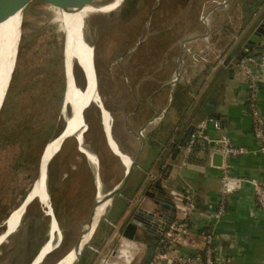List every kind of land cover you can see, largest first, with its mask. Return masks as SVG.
Here are the masks:
<instances>
[{
  "label": "rangeland",
  "instance_id": "rangeland-1",
  "mask_svg": "<svg viewBox=\"0 0 264 264\" xmlns=\"http://www.w3.org/2000/svg\"><path fill=\"white\" fill-rule=\"evenodd\" d=\"M122 1L89 4L93 10L84 18V37L94 51L98 92L110 110L113 137L121 152L134 159L136 149L133 155L128 154V141L121 137L124 117L135 109L137 97L145 102L152 92L171 87L181 64L180 60L178 65L179 41L209 31V6L224 5L227 0H136L130 9L127 0ZM62 3L63 0L32 1L23 10L16 66L0 111V234L20 208L39 168L41 175L44 157L39 168L38 162L43 146L62 133L69 115V107L64 105L68 69L65 72L62 55L63 30L67 32ZM181 45L184 50V42ZM187 49L190 66L198 60L210 65L220 57L215 58L218 52L214 50L210 59ZM74 69L77 85L83 89L87 85L84 70L76 65ZM84 119L87 128L82 148L94 156L97 164L92 165L86 153L78 151L75 137L66 141L52 160L47 192L51 213L55 217L54 205L60 217V235L41 264H56L71 252L88 221L97 192L108 193L124 177L125 165L110 152L102 115L94 104L86 109ZM133 172H138L137 166ZM97 173L99 189L95 182ZM135 179L136 174L124 188H128L130 197H114L86 245L89 264H127L119 256L122 246L129 242L133 251L129 252L128 264H143L148 238L139 235L129 241L122 236L125 224L136 213V203L131 199L137 198L130 184ZM158 179L162 183L163 178L150 175L142 195ZM152 188L149 190L155 192ZM127 209L126 215L112 222L111 218ZM46 211L38 200L33 202L17 231L0 245V264H33L48 241L51 217Z\"/></svg>",
  "mask_w": 264,
  "mask_h": 264
},
{
  "label": "crops",
  "instance_id": "crops-1",
  "mask_svg": "<svg viewBox=\"0 0 264 264\" xmlns=\"http://www.w3.org/2000/svg\"><path fill=\"white\" fill-rule=\"evenodd\" d=\"M232 10L234 11L233 0H227L226 4L220 6L211 4L206 13L209 31L179 41V49L180 44L184 42V50L177 84L163 88L151 99L149 96L145 102L137 97L135 109L130 110L124 117L122 128L124 131L121 137L128 141L125 144L129 149L127 153L133 155V149H136L137 154L140 145L137 132L146 121L152 119L154 110L158 111L157 117L142 131L145 146L139 157L138 172L132 174V176L136 174V179L130 183L137 198L131 199L136 203L134 205L136 213L133 215L139 214L140 209L152 213L154 209L159 208L152 199L141 193L145 184L150 182L148 180L150 175L160 176L156 172L159 166L168 167L161 183L163 189L172 186L182 191H195L198 207L205 220L215 211L221 190L220 171L213 166L209 153L199 152L186 166L179 163L178 148L174 157L171 154L173 143L181 145L188 132L203 119L212 118L221 123L219 130L209 128L211 137L229 138L237 147L244 150L245 154L231 160L233 176L255 179L264 177V157L255 153L257 143L253 138L251 122L247 115L246 86L235 61L255 27L253 23L258 24L264 18V2L248 19L231 46L222 53L214 54L215 58L220 55L218 61L213 62V65H208L202 60H198L193 66L188 64L190 53L187 52V48L199 56L211 57L215 51L212 49V39L219 36L222 29L233 21L234 15L230 13ZM204 33H207V36ZM263 45L264 33L260 35L258 44H254L252 50L256 51ZM166 52H170V49ZM228 57L230 59L225 64ZM122 73L124 74V71ZM260 73L259 99L264 115V69ZM177 86L186 88L187 92L181 102L174 104L173 96ZM160 210L170 215L169 211ZM127 212L128 209L123 215ZM165 219L169 218L164 216L159 221ZM204 219L192 221L191 239L199 240L202 230L206 229L202 224ZM216 231L229 236V240H222L221 243L220 255L225 264H264V213L258 209L251 187L245 186L227 199L225 215ZM152 239L153 237L151 241Z\"/></svg>",
  "mask_w": 264,
  "mask_h": 264
},
{
  "label": "built area",
  "instance_id": "built-area-1",
  "mask_svg": "<svg viewBox=\"0 0 264 264\" xmlns=\"http://www.w3.org/2000/svg\"><path fill=\"white\" fill-rule=\"evenodd\" d=\"M237 69L243 75L246 86L247 115L251 122L253 138L257 143L258 153L264 156V115L260 107L261 70L264 69V45L257 52L246 53L240 57ZM221 128L219 120L208 118L201 120L189 133L186 141L178 147V159L182 166L199 152H208L210 157L221 156L220 196L215 211L210 217L203 216L198 207L197 194L192 190H179L175 187L163 189L165 198L171 203L175 213L172 219H165L159 228V239L155 251H158L148 264H225L220 251L222 240H229L228 235L217 233V226L226 212L227 199L241 191L245 186L252 189L258 209L264 213V177L262 179L241 178L232 175L231 160L245 154L229 138H213L209 128ZM204 219L203 231L199 240L191 239V225L194 219ZM155 253V252H154Z\"/></svg>",
  "mask_w": 264,
  "mask_h": 264
},
{
  "label": "water",
  "instance_id": "water-1",
  "mask_svg": "<svg viewBox=\"0 0 264 264\" xmlns=\"http://www.w3.org/2000/svg\"><path fill=\"white\" fill-rule=\"evenodd\" d=\"M32 1H41V2H44V3H48L50 0H0V22L4 21L9 16H11V15L17 13V12H20L21 15L23 16V10ZM96 1H99V0H70V1H68L65 4L64 11H66V12H78V11L82 10L85 6H87L89 4H93ZM97 12H102V11H97ZM253 25L255 27H254L252 33L250 34L246 44H244L243 49L236 56V59H235L236 62H238L240 57L244 56L248 51H250L253 48L254 44H256V43L258 44L260 35L262 33H264V18H262L261 22H259L258 24H257V22H255V23H253ZM21 32H22V21H21V24H20L19 42L17 44V48H16V51L14 53V57L11 58V61L9 60V64H8V67L10 68L9 69L10 71H9L8 80H7L6 86H5V93H4V96H3V99H2V106H3V103L5 101V98H6V95H7V92H8L12 77H13V73H14V70H15L17 54H18V49H19V43H20V38H21ZM70 44L71 43L68 42V34H67L66 30H63L62 55H63L64 70H65V72L67 71V69L70 70V74H71V77H72V84H73L74 89L81 91L82 89H80L78 87L76 79H75V69L74 68H75V65H77V61H78V65L80 66V61H82V59L79 58L78 56H76L77 58L73 57V54L76 53V52L74 50V47L71 46ZM182 54H183V47L181 45L180 46V53H179V56H178V65H179V62H180V60L182 58ZM229 59H230V57H228L225 60V64H226V62L229 61ZM79 68H81V67H79ZM91 72H92L93 77H94V86H93L94 91L93 92L96 93V96H97V99H98V105H96L95 103H93V104L98 108L100 115H102L103 111H105L108 114H110V110L105 107L104 102L101 100L102 98L101 99L99 98L101 96H99L100 94L98 92V85H97V81H96L97 73H96V68H95V66L93 64V61L91 62ZM64 76H66V75H64ZM178 80H179V71H178V66H177L176 71H175V80L172 81V83H170L169 85L174 86L175 83L178 82ZM163 88L164 87H161L158 90H156L155 92H153L150 95L149 99H151L154 95L159 93ZM83 89L85 90V87ZM68 93H69L68 86L65 84L64 98H65L66 94H68ZM85 102H86L85 100L82 103H80V102L79 103H75V102L71 101L69 106H68L69 110H71V115L72 116L80 115L81 119L83 120L84 119V113H85L86 109L91 105V102H89V101L87 103H85ZM154 112H155V114L152 117V119L146 121L145 124L143 125V127H141V129L137 132L136 136H137V139H138L140 145H139L138 152H137L136 156L134 157V159H131L128 155H126V154L121 152V150H120V148H119V146L116 143L114 138L112 140V142L114 144V148L111 147L108 144V140L106 138L107 146H108L110 152L113 154V156L118 158L120 160L121 164H123V165H125V162L122 160V157H126V159L129 161V165H128V167H125L126 169L124 171V177L120 181V183L117 184L111 191H109L108 193L104 194L105 197H104V201L103 202L109 201L110 204H111V202L114 199V197L116 195L120 194L124 190V188L126 187L128 181L130 180V178H131V176L133 174V170H134L135 166L138 165L139 157H140V155H141V153H142V151L144 149V146H145V139H144V137L142 135V131H143V129L145 128V126L148 123H150L151 121H153L157 117L158 111L154 110ZM85 125H86V123H85ZM86 128H87V125H86ZM66 129H67V125H65V128L63 129L62 133L58 137L62 136V134L65 132ZM72 138H74L73 135L72 136H68V137H64L62 139L57 152L54 153L46 161V165H45L46 173H48V169H49V166H50L52 160L59 154V152L63 148V146L66 143V141H68V140H70ZM74 139L77 142L78 151L81 153L82 147L80 146L77 137H75ZM46 147H47V145L45 146L44 150L42 151V154L40 155L39 162H38V168L41 167V163H42V160H43V157H44V154H45ZM221 161H222V158L218 154H216V155H214L212 157V164L215 167H220L221 166ZM40 171H41V168L37 169V176H36V178L34 180L35 182L33 181L29 191L27 192L26 196L24 197V199L20 203V207H23V215L20 218V224H21V221H22L24 215L26 214L27 210L29 209V207L33 204L34 201H36L35 198H32V197L30 198L29 195L34 190L37 177H40ZM38 172H39V176H38ZM95 180H97L96 181L97 182L96 187L98 189V187H99V182H98L99 175H98V173L96 174V179ZM152 186H153L155 192H151L149 190ZM152 186H149V185L147 186V188L144 191V196L149 198V199H152L154 204L157 207H159V208L154 209V211L152 213H148V212L143 211L142 209H140L139 210V214L140 215L139 216L138 215L132 216V218H133V219L131 218L132 221L130 220L129 222H127L125 224V226H124L123 231H122V236L124 238H126L127 240H129V241L135 240L137 232L138 233H142V234H147L150 237H153V239H152V241L150 243V246H149L148 254H147L148 258H150L153 255L154 249L156 247V243H157V241L159 239V236H158L159 235V228L161 226V222L159 220H160V218H162L164 216L168 217V215H166L165 213H162L160 209H164V210H167V211L170 212V215L168 217L169 219H172L173 218V214L175 213V210L171 206V203H169L168 201H166V199H164L162 197V196L165 195V193H164L163 188L161 186V179H158L157 181H155L152 184ZM98 193H99V191L97 192V195H98ZM96 204L97 203L95 201L94 205H93V208L91 210L90 216L88 218V221L86 222V224L84 225L83 229L81 230L80 235H79L75 245L72 248L74 253H76V259H75L73 264H79V262H80V260L82 258L84 249L86 248V245L88 244L87 243L84 247H81V240H82V236L87 233L88 229L92 225L93 218H94L93 209L96 206ZM50 210H51V207H50ZM51 219L54 220L57 223V221L55 220V217L53 216V214H52V218ZM85 227H86V229H85ZM6 232H7V227H5L4 231L2 232V234H0V236L1 235H6L5 237L7 239L8 237H10L12 235V234L11 235L6 234ZM50 253L51 252L46 253L45 255H43L42 258L39 260V262L37 264H41ZM33 262H34V260L32 261V263ZM144 264H148V260H145Z\"/></svg>",
  "mask_w": 264,
  "mask_h": 264
},
{
  "label": "bare ground",
  "instance_id": "bare-ground-1",
  "mask_svg": "<svg viewBox=\"0 0 264 264\" xmlns=\"http://www.w3.org/2000/svg\"><path fill=\"white\" fill-rule=\"evenodd\" d=\"M70 0H63L62 8L64 17L67 24V34H68V42H70L71 46L74 47L76 53L73 54L74 58L82 59L80 61V66L84 70V74L86 77L87 85L85 90L82 89L81 91L75 90L72 84V77L70 74V70L68 69V91L69 93L66 94L64 105L69 106L70 102L73 101L75 103H82L84 100L87 103L88 101L91 102V105L95 103L98 105V99L96 93L94 91V77L91 72V62L93 61L94 64V51L90 48L85 40L84 37V18L88 15L93 8H90L89 5L85 6L82 10L78 12H66L64 11L65 4ZM122 1V0H116ZM113 4V3H112ZM22 21V15L20 12H17L11 16H9L4 21L0 22V110L2 108V99L5 93V86L8 80L9 74V60L14 57V53L17 48V44L19 42L20 36V24ZM76 65V66H77ZM96 64H94L95 66ZM97 78V77H96ZM98 85V78L96 79ZM100 96V95H99ZM101 99V97H99ZM102 100V99H101ZM94 101V102H93ZM86 106V105H85ZM89 108V107H88ZM65 110V109H64ZM64 115V114H63ZM65 119V118H64ZM102 119H103V128L108 140V144L114 148L113 140V132L112 131V118L111 114L107 112H102ZM64 123L67 125V129L60 137H56L50 141L49 145L46 148L44 154V160L42 165V172L39 177L38 182H36L34 190L31 192L29 197L35 198L39 201V203L44 207L46 214L52 218V213L50 210V199L47 192V173L45 170L46 161L57 152L60 143L64 137L72 136L77 137L80 146L82 147L83 142V135L86 131L85 119H81V116H72L71 110H69V115L64 120ZM78 135V136H77ZM82 152L86 153L88 161L96 166V160L93 155L88 153L85 149H81ZM122 160L125 162V167H128L129 161L126 157H122ZM126 169V168H125ZM97 180H95L96 182ZM99 182V180H98ZM97 184V182H96ZM100 187V182H99ZM98 187V189H99ZM104 194L98 193L95 201L96 206L94 207V218L91 227L88 229L87 233L82 236L81 240V247H84L91 239L94 231L96 230L101 218L105 214L107 208L110 205V202H103L104 201ZM53 212V211H52ZM23 215V207H20L17 211H15L11 217L9 218L6 227L7 232L6 234H13L18 228L20 224V218ZM22 222V221H21ZM86 229V227H85ZM62 233V232H61ZM60 231L57 226V223L51 219V225L48 231V241L45 243L43 249H41L40 255L37 259L33 262V264H37L39 260L42 258L43 255L49 253L53 250V244L56 239L59 240ZM6 235H2L0 237V245L6 240ZM60 243V242H59ZM129 243H125L120 250V256L123 259H126V263H129V252L132 250V245ZM58 246V245H57ZM133 251V250H132ZM131 251V252H132ZM76 259V253L71 250L62 260H59L56 264H73Z\"/></svg>",
  "mask_w": 264,
  "mask_h": 264
},
{
  "label": "trees",
  "instance_id": "trees-1",
  "mask_svg": "<svg viewBox=\"0 0 264 264\" xmlns=\"http://www.w3.org/2000/svg\"><path fill=\"white\" fill-rule=\"evenodd\" d=\"M263 2H264V0H233V9H234L233 21L230 24L226 25L222 29L221 34L219 36H215L212 39V42H211L212 48L215 51L220 52V53L224 52L227 48H229L231 46V44L234 42L235 37L238 35V33H240V30H242V28L246 25L248 19L254 13H256V11H258V9L263 4ZM135 3H136V0H127L126 1V5H128L127 7H129V9H130V7L134 6ZM129 9H126V12H128ZM259 49L256 51L251 49L247 53L257 52V51H259ZM209 58L211 59V57H209ZM186 92H187L186 88H184L182 86H177L176 90L174 92V96H173L174 104L181 102L183 100ZM192 130H190L188 132L187 137ZM187 137H186V139H187ZM186 139H185V141H186ZM47 143L43 146L42 151L44 150ZM179 146L180 145H176L175 143H173L172 150H171V154L173 157L176 155V150ZM42 151H41V153H42ZM167 171H168V167H160V166L157 167V170H156V172L160 175V178H164L166 176ZM120 194L123 196H129L130 191L127 188V189L123 190ZM164 199H166V198H164ZM166 201H168V200L166 199ZM53 209H54L55 219L57 220V222L59 224L60 223V217H59L57 208L54 205H53ZM123 212L120 211L119 214L116 215L115 217L112 216V217H114V218H111L112 222L116 223L117 220L122 217ZM206 230L207 229H204L203 231H206ZM92 245H93V243H92ZM79 264H89L88 259H87V248L84 249V252H83V255H82V258H81Z\"/></svg>",
  "mask_w": 264,
  "mask_h": 264
},
{
  "label": "flooded vegetation",
  "instance_id": "flooded-vegetation-1",
  "mask_svg": "<svg viewBox=\"0 0 264 264\" xmlns=\"http://www.w3.org/2000/svg\"><path fill=\"white\" fill-rule=\"evenodd\" d=\"M153 189V191H155L154 190V188H152ZM152 191V190H151ZM157 194V193H156ZM163 198H165V196H162ZM135 215H140V214H135ZM134 216V215H133ZM133 219V218H132ZM132 219H131V221H132ZM139 235H143L144 237H146V238H148L147 239V241H148V243H146L147 244V247H148V251H149V246H150V243H151V241H149V240H151V237L149 236V235H147V234H142V233H138L137 232V234H136V238L139 236ZM155 249H156V247H155ZM155 249H154V252H155ZM154 252H153V254H154ZM148 254V253H147ZM152 257V256H151ZM151 257L150 258H148V256L146 255L145 256V259H143V264H144V262H145V260H148V262L150 261V259H151Z\"/></svg>",
  "mask_w": 264,
  "mask_h": 264
}]
</instances>
